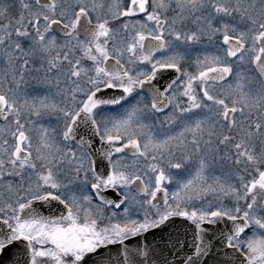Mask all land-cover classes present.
Returning <instances> with one entry per match:
<instances>
[{
	"label": "snow or ice",
	"instance_id": "obj_1",
	"mask_svg": "<svg viewBox=\"0 0 264 264\" xmlns=\"http://www.w3.org/2000/svg\"><path fill=\"white\" fill-rule=\"evenodd\" d=\"M0 264H264V0H0Z\"/></svg>",
	"mask_w": 264,
	"mask_h": 264
}]
</instances>
